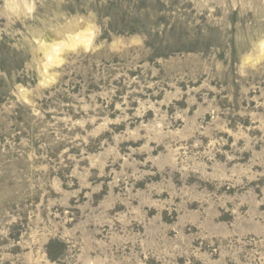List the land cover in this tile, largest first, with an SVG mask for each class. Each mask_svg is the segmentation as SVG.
Instances as JSON below:
<instances>
[{"label": "rangeland", "instance_id": "374dc122", "mask_svg": "<svg viewBox=\"0 0 264 264\" xmlns=\"http://www.w3.org/2000/svg\"><path fill=\"white\" fill-rule=\"evenodd\" d=\"M264 0H0V264H264Z\"/></svg>", "mask_w": 264, "mask_h": 264}, {"label": "bare ground", "instance_id": "6f19581e", "mask_svg": "<svg viewBox=\"0 0 264 264\" xmlns=\"http://www.w3.org/2000/svg\"><path fill=\"white\" fill-rule=\"evenodd\" d=\"M261 46H262V48H264V43Z\"/></svg>", "mask_w": 264, "mask_h": 264}]
</instances>
